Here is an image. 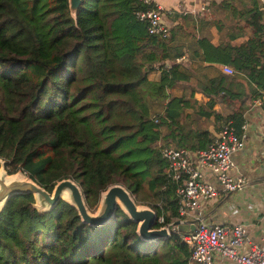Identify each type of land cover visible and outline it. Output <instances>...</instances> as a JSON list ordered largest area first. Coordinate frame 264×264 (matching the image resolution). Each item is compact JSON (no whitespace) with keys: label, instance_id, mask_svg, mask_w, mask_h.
<instances>
[{"label":"trees","instance_id":"16d2710c","mask_svg":"<svg viewBox=\"0 0 264 264\" xmlns=\"http://www.w3.org/2000/svg\"><path fill=\"white\" fill-rule=\"evenodd\" d=\"M152 5L0 0V159L8 174L25 172L48 191L72 178L91 211L103 190L121 184L163 217L160 227L180 218L161 148L203 149L210 140L203 133L204 146H182L181 111L214 115L240 133L247 96L264 91V5L222 0L237 28L219 45L203 29L208 20L197 33L180 23L149 33L138 12ZM190 37L192 46L182 42ZM195 92L209 97L207 108ZM217 102H230V113L213 109ZM136 228L120 208L91 226L63 199L46 211L31 193L15 194L0 210V264L187 263L180 232L145 241Z\"/></svg>","mask_w":264,"mask_h":264},{"label":"crops","instance_id":"0c3cea01","mask_svg":"<svg viewBox=\"0 0 264 264\" xmlns=\"http://www.w3.org/2000/svg\"><path fill=\"white\" fill-rule=\"evenodd\" d=\"M154 3L162 5L163 19L171 27L175 24H182L197 33L199 27L209 22L203 27L208 32L210 42L219 45L225 41L229 30H235L237 23L231 17L222 0H152ZM264 5V0H261ZM201 6H204L201 8ZM186 17H183L185 16ZM216 23L220 27L216 26ZM190 37L185 42L192 46ZM222 71V64H217ZM225 74V73H224ZM227 75V74H226ZM156 73H151L150 78H156ZM178 91V90H177ZM250 93V91H248ZM194 98L197 105L207 108L209 97L201 92H195ZM252 98V97H250ZM249 107L244 114L246 126V139L244 148L232 156L233 166L230 174L234 177H243L247 180V185L240 191L224 194L220 193L215 200L204 205L200 209L203 211L202 217L211 224H224L232 226L241 224L246 229V234L250 241L264 247V91L257 98H246ZM230 102H217L213 109L222 114L230 113ZM181 127V133L175 132L176 139L182 138V146L190 148H200L204 146V135L207 138L216 133L222 125L214 115L204 117L196 113L192 108H184L177 118ZM204 179L214 183L215 180L208 174ZM195 219H188L185 225L180 224L173 227L175 230L193 229ZM248 246L244 245L241 251H247ZM213 264H239L234 260L217 254Z\"/></svg>","mask_w":264,"mask_h":264},{"label":"built area","instance_id":"2783aa9c","mask_svg":"<svg viewBox=\"0 0 264 264\" xmlns=\"http://www.w3.org/2000/svg\"><path fill=\"white\" fill-rule=\"evenodd\" d=\"M153 5L138 12L140 19L148 22L149 33L165 35L169 26L163 19L162 5L152 0ZM204 6H201L203 8ZM222 71L231 75L233 69L228 64L222 65ZM236 133L230 125L223 126L214 133L208 145L203 149L162 147L161 156L168 162V172L177 182L175 193L178 197L177 212L180 227L185 221L195 219L193 229L177 230L190 250L186 264H213L217 254L236 261L239 264H264V247L250 241L246 229L241 224L232 226L211 224L202 217L200 209L212 202L220 193L229 194L245 188L247 180L230 174L233 166L232 156L244 148L246 126ZM20 173V170L12 174ZM210 175L215 182H207L204 177ZM163 223V217H157ZM170 226V225H167ZM247 245V251L241 248Z\"/></svg>","mask_w":264,"mask_h":264},{"label":"water","instance_id":"95a60500","mask_svg":"<svg viewBox=\"0 0 264 264\" xmlns=\"http://www.w3.org/2000/svg\"><path fill=\"white\" fill-rule=\"evenodd\" d=\"M80 1L69 0L70 7L75 9ZM1 164L0 210L12 195L31 193L34 196L37 209L50 210L59 200L63 199L77 210L83 223L91 226L106 224L113 218L117 208H120L128 218L137 224L136 232L142 240L167 239L172 234L170 226H157L158 216L153 208L137 204L131 192L121 184H112L103 190L99 196L98 206L93 212L85 202L81 187L72 178H63L57 181L52 190L48 191L34 180L19 173L8 176L3 160ZM178 224L179 221H175L172 226Z\"/></svg>","mask_w":264,"mask_h":264},{"label":"rangeland","instance_id":"374dc122","mask_svg":"<svg viewBox=\"0 0 264 264\" xmlns=\"http://www.w3.org/2000/svg\"><path fill=\"white\" fill-rule=\"evenodd\" d=\"M1 161H2V160L0 159V169H1V165H2V164H1ZM5 170H6V169H5ZM6 173H7V171H6ZM19 174H20V173H19ZM7 175H8V176H12V175H15V174H8V173H7ZM144 206H146V205H144ZM93 212H94V211H93ZM173 227H174V226H171V225H170V228H171L172 231L174 230ZM181 233H182V232H181Z\"/></svg>","mask_w":264,"mask_h":264}]
</instances>
